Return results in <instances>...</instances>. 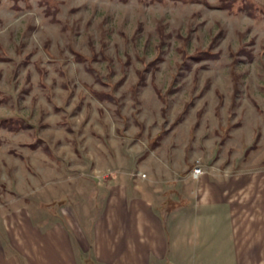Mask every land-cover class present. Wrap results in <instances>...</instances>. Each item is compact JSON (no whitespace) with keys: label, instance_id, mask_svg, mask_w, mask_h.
<instances>
[{"label":"rangeland","instance_id":"obj_1","mask_svg":"<svg viewBox=\"0 0 264 264\" xmlns=\"http://www.w3.org/2000/svg\"><path fill=\"white\" fill-rule=\"evenodd\" d=\"M122 195L264 264V0H0V234Z\"/></svg>","mask_w":264,"mask_h":264},{"label":"crops","instance_id":"obj_2","mask_svg":"<svg viewBox=\"0 0 264 264\" xmlns=\"http://www.w3.org/2000/svg\"><path fill=\"white\" fill-rule=\"evenodd\" d=\"M132 199L122 195L119 201L107 200L86 222L62 216L41 224L16 221L15 232L0 234V264H171L177 257L171 224L146 217V211L155 206L137 197ZM222 229L225 232V227ZM191 238L183 241L184 264L189 257V264L195 259L191 243L203 246L202 236L199 240ZM231 238L233 242V235ZM214 241L200 248L201 258L206 260L201 264H211L210 258L219 260L223 253L225 240L220 244L216 234Z\"/></svg>","mask_w":264,"mask_h":264},{"label":"built area","instance_id":"obj_3","mask_svg":"<svg viewBox=\"0 0 264 264\" xmlns=\"http://www.w3.org/2000/svg\"><path fill=\"white\" fill-rule=\"evenodd\" d=\"M202 171H201V168L199 166H194L191 170V176L193 178H198L200 175H201ZM142 177L144 175H141Z\"/></svg>","mask_w":264,"mask_h":264},{"label":"trees","instance_id":"obj_4","mask_svg":"<svg viewBox=\"0 0 264 264\" xmlns=\"http://www.w3.org/2000/svg\"><path fill=\"white\" fill-rule=\"evenodd\" d=\"M169 209H171V208H169Z\"/></svg>","mask_w":264,"mask_h":264}]
</instances>
